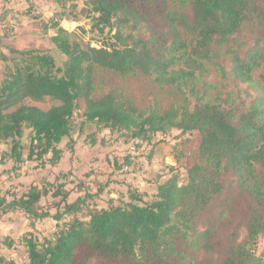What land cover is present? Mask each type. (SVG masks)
I'll return each mask as SVG.
<instances>
[{"label":"trees","instance_id":"1","mask_svg":"<svg viewBox=\"0 0 264 264\" xmlns=\"http://www.w3.org/2000/svg\"><path fill=\"white\" fill-rule=\"evenodd\" d=\"M53 1L61 5L69 0ZM187 1L188 14L168 16L170 27L163 34L168 44L157 54L136 33L139 18L124 0H92L95 27L103 36L96 46H81L60 24L51 23L48 28L54 33L50 41L66 58L61 66L47 52H0L4 72L0 82V145L10 140L11 149L5 154L15 165L24 159L41 162L42 166L56 165L62 154L58 146L71 138L70 124L80 101L85 102L84 124L125 132L130 141H149L173 130L180 133L179 139L185 134L196 135V149L188 155L182 149L187 139L174 142L172 154L177 166L170 168L165 181L156 184L150 199L132 191L127 201H110L106 208L89 206L90 194L68 203L69 192L64 184H57V179L31 185L19 196L11 194L10 200L8 193L1 195L0 216L20 212L31 220L50 218L56 222L51 237L40 240L34 232L23 235L28 264H87L93 256L105 264H115L124 256L141 261L149 249L168 259L177 238L193 230L228 185L246 196L249 205L246 236L237 243V230L230 232L222 264L264 262V248L259 256L255 251L257 240L264 239V43L256 40L242 52L232 47L246 23L264 21V10L257 6L259 0ZM223 49L230 57L231 77L238 83L254 85L257 92L240 113L209 102L199 103L192 110L142 112L112 94L93 97L96 68L120 77L141 72L161 87L191 90L208 67L226 77L217 61L218 51ZM25 100H53L59 105L43 110L24 104ZM26 130L30 143L24 158L20 139ZM48 196L57 200L54 214L41 209V201ZM87 208V214L78 217ZM217 219H209L205 229L197 233L200 248H212L220 226Z\"/></svg>","mask_w":264,"mask_h":264},{"label":"rangeland","instance_id":"2","mask_svg":"<svg viewBox=\"0 0 264 264\" xmlns=\"http://www.w3.org/2000/svg\"><path fill=\"white\" fill-rule=\"evenodd\" d=\"M124 1L139 18L136 33L148 41L155 54L166 50L168 39L163 38V34L165 35L170 27L168 16L174 13L188 14L189 12L187 0ZM91 2L92 0H69L58 5L53 0H0V52L6 53V55H9V49L47 52L55 58L57 66H61L66 58L51 43L50 37L54 31L48 27L51 23L57 22L62 28L69 31L71 39L79 42L81 46L85 47L87 44L96 46L103 36L95 27ZM257 6L264 10L263 1H257ZM256 40L264 43V21L246 23L241 32L235 36L232 47H239V52H242ZM218 56L217 61L226 71V77H222L214 68L208 67L207 72L197 78L191 90L183 91L161 87L155 84L150 76L141 72L120 77L107 69L96 68L93 97L98 99L103 95L112 94L119 100L133 103L142 112H148L152 109L164 111L170 108L192 110L199 103L209 102L219 105L223 109L240 113L245 110L250 101L257 97V92L254 85L248 86L238 83L228 73L230 57L225 53V49L218 51ZM3 73V64L0 61V82L4 78ZM258 75L259 72L254 74L256 81ZM24 104L35 105L43 110H48L59 105V102L48 100L45 103H35L25 100ZM84 109L85 102L80 101L78 110L74 113L70 124V136H77V155L81 159L79 162L82 166V173L88 171L83 168L84 164L96 158V151H101V149L106 150L105 154L107 155L116 150H118L116 153L128 152L130 155L128 163L121 162L126 154L123 155L122 153L123 156L116 155L119 161L117 162V177L113 179V182H110V178H106L107 174L101 175L103 180L92 178L93 187L91 188L85 186L86 182L84 181L83 186L87 189L82 196L91 195V198L87 200L89 206L106 208L110 201L116 204L122 200L127 201L129 193L132 191H139L149 196L148 193L153 192L154 186L167 178V167L173 158L171 147L174 141L188 140L182 147L186 155L196 149L194 145L195 134H185L179 139L180 133L176 130L171 131L166 136H159V139L154 138L150 141L151 147L149 148L144 145L137 146L135 141H130L125 132H111L94 123L86 122L84 124ZM29 135L30 132L26 130L20 139L21 153L24 158L28 154ZM62 143V147L71 153L72 139L69 137ZM11 145L10 140L1 143L0 162L8 158L5 153L11 149ZM114 156L112 155V158ZM41 166V162H36L37 168ZM125 166H129L130 171L125 172ZM32 167L35 166L28 161L26 162L25 159L19 167H15V164L13 166L10 162L3 163V165L0 163V178L2 179H0V196L8 193L10 200L11 194L17 195L24 191L25 186L29 183L28 176L31 175L29 172ZM4 172L5 175L2 176ZM25 176L27 179L24 180ZM68 181H70V177H57V184ZM71 182L75 185V182ZM18 187H21L22 190L16 193L15 190ZM75 187H79V184H76ZM68 189L71 187L68 186ZM111 193H115L116 196L108 198ZM56 202V199L53 200L48 196L41 201V209H49L54 214ZM248 205V198L239 193L234 186L228 185L220 198L208 208L206 214L198 219L192 227L193 230L188 231L186 235L181 234L177 238L175 251L168 256V259L158 257L149 249L141 261L124 256L115 264H207L208 261L212 264H222L223 251L229 243L230 232L233 229L237 230V243L243 241L246 236ZM87 211H89L88 208L84 209L78 217L83 218ZM22 216L18 215V217ZM215 217L218 218L220 226H218L216 235L211 242L212 248L210 250L200 248L197 233L202 232L207 221ZM0 220L5 222L6 216H0ZM34 224L33 220L29 219L31 228ZM53 225L37 227L33 232L40 240L51 237L56 231ZM263 248L264 239L260 238L255 247L257 256L260 255ZM87 264H105V262L101 258L93 256ZM260 264H264V262Z\"/></svg>","mask_w":264,"mask_h":264},{"label":"crops","instance_id":"3","mask_svg":"<svg viewBox=\"0 0 264 264\" xmlns=\"http://www.w3.org/2000/svg\"><path fill=\"white\" fill-rule=\"evenodd\" d=\"M159 136L162 137L161 134H157V135L153 136L149 141H136L135 144L137 146L144 145V146H147L149 148V147H151L150 141L153 140L154 138L159 139ZM71 139L73 142L71 153L62 147L63 143L59 144L58 147H59V149L62 150V154H61L60 161L56 165H44L42 167L37 168L36 167V161H28V162L32 163L33 166H35V167H32V170H30V172H29L31 175L28 176L29 183L25 186L26 189L24 188L25 190L23 189L24 191H22L21 193H18L17 196H19L23 192H25L31 185L40 186L45 181L53 183L56 181L57 177H59V176L61 178L62 177L63 178L64 177L65 178L70 177V181L64 182L62 184H64L65 190L69 192L67 202L72 203L78 197H81L85 193V190L87 189V187L83 186L84 181L86 182L85 186H90V188H91V187H93V184L91 182L92 178L103 180V177L101 175L107 174L106 178H110V182H113V179L115 177H117L116 176V174H117V162L119 161V158H117V156H123L124 154H126L125 155L126 157L123 158V160H121V162H123V163L124 162L128 163L130 160V155L128 152H122L123 153V155H122V153L121 154L116 153V152H118V150H116V151H113L107 155V154H105L106 150L103 151V149H101V151H96V154H95L96 158H93L91 160V162L88 163V161H87L86 164H84L85 166H83V168L85 170H88V171L86 173H82V166H81V163L79 162V161H81V159H80V156L77 155V142H78L77 136L71 137ZM138 148H136V149H138ZM171 151H172V147H171ZM112 155H115V156L112 158ZM8 162L12 163L14 166V162L11 159H9V160L4 159L0 163L3 165V163L5 164ZM19 165H15V167L16 166L19 167ZM176 166L177 165L174 161V158H172V160L170 161V165L167 167V170H168L167 178L170 176V174H169L170 168L171 167L176 168ZM3 175H5V172L2 174V176ZM167 178H165L159 182H163ZM12 179H15V178H12ZM25 179H27L26 176L24 177V180ZM71 181L75 182V185L79 184V187H75V185ZM105 183H107V182L105 181ZM105 183H104V185H105ZM68 186H70L71 189H68ZM155 188H156V186H154V189H152L153 190L152 193H148L149 196L145 195L144 193H141L139 191L138 192L141 194H144L147 199H150L153 196V194L155 193ZM19 190H22V188L18 187V189H16L15 192L17 193ZM113 196H116V194L111 193V194H109L108 198H111ZM18 215H23V214L20 212H10V213L4 215V216H6L5 222L0 220V259H2L3 264H19V262H22V264H23V262H24V264H28L26 250L22 244L23 235L25 233H28V232H33L34 229H37V227L38 228L43 227L44 225L51 226L54 224L53 226L56 228V222L50 218L43 219V220H33V222L35 224L31 228L29 225V218L25 215H23L25 217H23V216L18 217ZM53 222H55V223H53Z\"/></svg>","mask_w":264,"mask_h":264},{"label":"built area","instance_id":"4","mask_svg":"<svg viewBox=\"0 0 264 264\" xmlns=\"http://www.w3.org/2000/svg\"><path fill=\"white\" fill-rule=\"evenodd\" d=\"M124 171H125V172L130 171V167H129V166H125Z\"/></svg>","mask_w":264,"mask_h":264}]
</instances>
